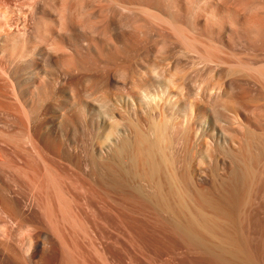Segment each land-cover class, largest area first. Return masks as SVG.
<instances>
[{"label": "bare ground", "instance_id": "obj_1", "mask_svg": "<svg viewBox=\"0 0 264 264\" xmlns=\"http://www.w3.org/2000/svg\"><path fill=\"white\" fill-rule=\"evenodd\" d=\"M19 1L28 17L0 25V219L42 228L1 235L0 264H78L58 223L90 239L105 198L166 213L209 264H255L226 230L264 158V0Z\"/></svg>", "mask_w": 264, "mask_h": 264}, {"label": "rangeland", "instance_id": "obj_2", "mask_svg": "<svg viewBox=\"0 0 264 264\" xmlns=\"http://www.w3.org/2000/svg\"><path fill=\"white\" fill-rule=\"evenodd\" d=\"M15 6H21L26 12L24 18L28 17L26 5L19 0H13V8L8 6L0 10V25L3 28L12 29L16 24V27H20V17L18 18L19 14L14 10ZM21 19L23 20V16ZM25 23H28L27 20ZM2 181L7 191L22 201H27L34 193L33 188L22 181L14 182L5 177ZM89 189L91 190L92 187L89 186ZM93 191H90L92 207H98V197ZM99 203L104 205L103 210L107 218L102 221L95 214L89 215L91 229H93L90 239L82 237V234H77V236L75 232L73 233V229H69L68 224L58 218V221L61 220L58 223L59 231L65 234L67 242H72L74 245L76 241L75 249L72 243L69 244L70 247L72 246L69 249L76 253H73V256L76 257L78 264H209L200 253L174 239L167 225L164 224L166 219H172L166 213L155 214L139 203L125 199L119 203L118 213L110 199L105 198V201ZM242 203H244L246 212L235 216L233 227H228L226 231L234 232L239 237L240 243L246 248L255 264H264V158L251 193ZM6 222L0 219V236L10 231L14 237L9 233L11 240L14 241V243L10 242L11 248L15 245V249L18 247L17 244L20 247V243L23 242V233L29 232L35 235L42 228V224L36 218L19 222L21 230H19L20 227L17 230L12 229L11 225ZM90 240L92 243L89 242ZM46 263L42 261V264Z\"/></svg>", "mask_w": 264, "mask_h": 264}]
</instances>
